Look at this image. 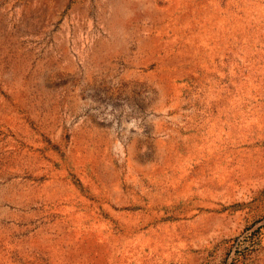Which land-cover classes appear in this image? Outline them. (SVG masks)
Returning <instances> with one entry per match:
<instances>
[{
	"label": "rangeland",
	"instance_id": "374dc122",
	"mask_svg": "<svg viewBox=\"0 0 264 264\" xmlns=\"http://www.w3.org/2000/svg\"><path fill=\"white\" fill-rule=\"evenodd\" d=\"M0 264H264V0H0Z\"/></svg>",
	"mask_w": 264,
	"mask_h": 264
},
{
	"label": "clouds",
	"instance_id": "9594fccd",
	"mask_svg": "<svg viewBox=\"0 0 264 264\" xmlns=\"http://www.w3.org/2000/svg\"><path fill=\"white\" fill-rule=\"evenodd\" d=\"M127 127L129 128V129H132L133 127H136V122L135 121H133L131 124H128L127 125ZM137 132H143V129H141V128H137Z\"/></svg>",
	"mask_w": 264,
	"mask_h": 264
}]
</instances>
